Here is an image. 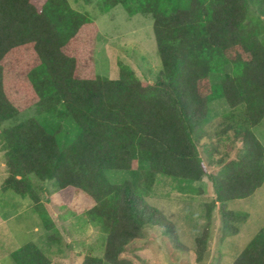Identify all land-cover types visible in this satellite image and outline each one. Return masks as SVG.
<instances>
[{
  "label": "trees",
  "instance_id": "16d2710c",
  "mask_svg": "<svg viewBox=\"0 0 264 264\" xmlns=\"http://www.w3.org/2000/svg\"><path fill=\"white\" fill-rule=\"evenodd\" d=\"M69 2L0 0L2 191L28 198L54 235L42 183L91 198L84 215L105 233V249L82 264H123L120 254L148 224L161 225L180 246L174 225L144 203L158 175L193 193L208 176L214 201L206 217L210 223L218 205L225 236L236 235L234 222L246 216L225 204L250 198L264 184V147L253 133L264 119V0H101L103 12L122 6L129 17L152 19L161 61L153 84L125 64L117 80L97 75L98 28ZM221 100L224 112L215 113L212 105ZM30 109L34 117L3 126ZM215 119L208 136L204 126ZM68 121L78 128L71 143L63 140ZM228 142L241 144L234 158L224 151ZM108 170L135 179L112 184ZM196 242L200 263L206 240ZM10 257L14 264H51L33 243ZM232 264H264V229Z\"/></svg>",
  "mask_w": 264,
  "mask_h": 264
},
{
  "label": "rangeland",
  "instance_id": "374dc122",
  "mask_svg": "<svg viewBox=\"0 0 264 264\" xmlns=\"http://www.w3.org/2000/svg\"><path fill=\"white\" fill-rule=\"evenodd\" d=\"M101 0H70L71 8L87 13L98 28L94 52L95 73L110 80L119 78V64L132 69L142 83L153 84L161 70V61L149 17H129L122 6L103 12ZM264 38V37H263ZM225 102L212 105L219 114ZM222 114V113H221ZM35 109L26 111L18 120L3 124L7 127L34 117ZM210 115H213L212 110ZM38 120V119H37ZM219 120H211L204 126L208 136ZM64 142L71 143L78 135V128L68 121ZM214 131V130H213ZM212 131V132H213ZM253 133L264 147V119L253 128ZM209 142L203 138V144ZM224 151L231 158L238 155L241 144H225ZM215 157H218L215 154ZM3 158H0V264H14L10 255L28 243H33L48 257L51 264H82L86 257L102 258L105 249V233L99 225L90 222L84 213L94 206L85 193L70 190L63 195L57 192L55 182H44L46 191L40 200L46 207L57 234L44 227L39 213L28 198L11 191L2 193L7 177ZM208 173L215 172L208 167ZM105 176L112 184H123L135 177L127 171L108 170ZM37 181V180H35ZM192 188V187H191ZM198 193L179 188L173 179L158 175L152 194L144 197V203L153 208L165 220L174 225L180 246L170 239L161 225H146L143 237L129 243L119 256L123 264H232L251 240L264 229V184L253 196L225 204L227 211L244 220L234 222L238 233L226 237L222 216L217 205L209 223L206 214L214 201L212 185L205 176L193 185ZM67 196V197H66ZM205 239L202 262L197 261V238ZM107 264V263H104Z\"/></svg>",
  "mask_w": 264,
  "mask_h": 264
},
{
  "label": "crops",
  "instance_id": "0c3cea01",
  "mask_svg": "<svg viewBox=\"0 0 264 264\" xmlns=\"http://www.w3.org/2000/svg\"><path fill=\"white\" fill-rule=\"evenodd\" d=\"M2 193H4V194H5V192H3V191H2Z\"/></svg>",
  "mask_w": 264,
  "mask_h": 264
}]
</instances>
